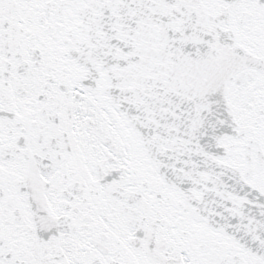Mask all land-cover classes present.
Wrapping results in <instances>:
<instances>
[{
    "label": "snow or ice",
    "instance_id": "snow-or-ice-1",
    "mask_svg": "<svg viewBox=\"0 0 264 264\" xmlns=\"http://www.w3.org/2000/svg\"><path fill=\"white\" fill-rule=\"evenodd\" d=\"M0 264H264V0H0Z\"/></svg>",
    "mask_w": 264,
    "mask_h": 264
}]
</instances>
